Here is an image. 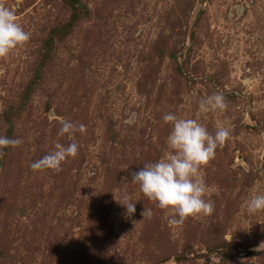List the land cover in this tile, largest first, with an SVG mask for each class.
<instances>
[{
  "label": "rangeland",
  "instance_id": "1",
  "mask_svg": "<svg viewBox=\"0 0 264 264\" xmlns=\"http://www.w3.org/2000/svg\"><path fill=\"white\" fill-rule=\"evenodd\" d=\"M6 3L30 40L0 58V136L23 140L0 158V264H264V212L247 210L264 193V0ZM213 92L227 110L201 113ZM169 112L232 129L201 170L214 212L178 226L130 175L168 151ZM61 120L86 125L78 155L33 172L70 143Z\"/></svg>",
  "mask_w": 264,
  "mask_h": 264
},
{
  "label": "clouds",
  "instance_id": "2",
  "mask_svg": "<svg viewBox=\"0 0 264 264\" xmlns=\"http://www.w3.org/2000/svg\"><path fill=\"white\" fill-rule=\"evenodd\" d=\"M29 40L30 33L17 21L15 11L6 0H0V58H6ZM227 108L228 101L222 92H213L199 101L201 113L224 112ZM163 121L171 125L166 141L168 151L157 161L145 163L138 171L131 172V183L138 185L148 200L167 213L170 225L178 226L189 217L209 216L214 212V202L205 199L208 187L201 170L215 158L217 149L225 146L232 129L220 126L213 134L196 119L178 117L172 112L164 114ZM60 124L58 135L67 136L70 143L56 142L53 151L30 165L33 172L51 169L58 173L63 162L78 155L75 134L86 132V125L70 120H61ZM22 143L20 138L0 136V158L5 154L3 149L15 148ZM114 199L126 209V216L135 214L136 203L131 202L127 193L120 200L115 196ZM247 210L250 214L264 212V193L251 195ZM152 215L151 208H144L141 212L142 217Z\"/></svg>",
  "mask_w": 264,
  "mask_h": 264
}]
</instances>
